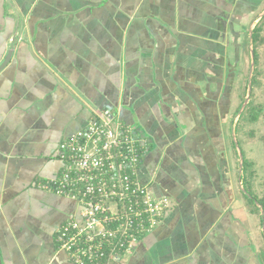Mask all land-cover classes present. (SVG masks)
<instances>
[{
	"label": "crops",
	"instance_id": "0c3cea01",
	"mask_svg": "<svg viewBox=\"0 0 264 264\" xmlns=\"http://www.w3.org/2000/svg\"><path fill=\"white\" fill-rule=\"evenodd\" d=\"M263 5L0 0V264H72L56 232L77 204L38 185L107 110L140 134L141 183L172 202L129 264H261L226 124Z\"/></svg>",
	"mask_w": 264,
	"mask_h": 264
},
{
	"label": "built area",
	"instance_id": "2783aa9c",
	"mask_svg": "<svg viewBox=\"0 0 264 264\" xmlns=\"http://www.w3.org/2000/svg\"><path fill=\"white\" fill-rule=\"evenodd\" d=\"M145 155L140 134L108 110L60 145V175L38 186L77 204L78 216L56 232L57 247L72 264H129L160 226L172 202L141 183Z\"/></svg>",
	"mask_w": 264,
	"mask_h": 264
},
{
	"label": "rangeland",
	"instance_id": "374dc122",
	"mask_svg": "<svg viewBox=\"0 0 264 264\" xmlns=\"http://www.w3.org/2000/svg\"><path fill=\"white\" fill-rule=\"evenodd\" d=\"M261 17V18H260ZM259 20L256 28L259 29V41L254 45L258 58L256 63L250 60L246 67L239 71L240 87L237 89L236 101L232 115L227 120L228 138L227 147H235L232 177L236 181L238 192L249 187L254 196L264 198V5L259 9ZM247 41V40H246ZM247 52H252L253 45L246 42ZM250 47V48H249ZM249 48V50H248ZM253 57V56H252ZM253 63V67L251 66ZM252 68V70H251ZM252 71L251 81L249 74ZM253 115H258L256 121ZM230 131V132H229ZM137 132V131H136ZM139 133V132H138ZM230 139V141H228ZM231 143V145L229 144ZM242 151V152H241ZM247 162L246 169L242 171L243 162ZM242 219L245 226L251 230L252 243L258 251L261 264H264V227L260 221L263 211L250 205L241 194ZM253 231V232H252ZM130 258H128V262Z\"/></svg>",
	"mask_w": 264,
	"mask_h": 264
},
{
	"label": "trees",
	"instance_id": "16d2710c",
	"mask_svg": "<svg viewBox=\"0 0 264 264\" xmlns=\"http://www.w3.org/2000/svg\"><path fill=\"white\" fill-rule=\"evenodd\" d=\"M251 39H252V45H253V50H252L253 59H254V62L256 63L258 55H257V52H256L254 45L258 44V41L260 39L258 28L254 29ZM257 119H258V115L257 116L253 115V120L256 121ZM246 164H247V162L244 161L242 171L246 169L245 168ZM243 197L248 201V203H250V205L255 207L257 210H259V207L261 208L263 213H262V215H260V221H261L262 226L264 227V198L259 199L258 197L254 196V194L250 191L249 187H247L243 190Z\"/></svg>",
	"mask_w": 264,
	"mask_h": 264
},
{
	"label": "water",
	"instance_id": "95a60500",
	"mask_svg": "<svg viewBox=\"0 0 264 264\" xmlns=\"http://www.w3.org/2000/svg\"><path fill=\"white\" fill-rule=\"evenodd\" d=\"M11 57V53L9 54L8 59L3 63V65L0 67V72L6 67L7 63L9 62V59Z\"/></svg>",
	"mask_w": 264,
	"mask_h": 264
}]
</instances>
